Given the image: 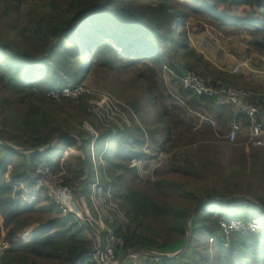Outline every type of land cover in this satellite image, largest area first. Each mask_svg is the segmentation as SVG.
I'll return each mask as SVG.
<instances>
[{
	"label": "trees",
	"instance_id": "trees-1",
	"mask_svg": "<svg viewBox=\"0 0 264 264\" xmlns=\"http://www.w3.org/2000/svg\"><path fill=\"white\" fill-rule=\"evenodd\" d=\"M5 2L8 5H21L23 0ZM157 3L159 10L155 24L146 22V19L128 22L120 20L117 12L120 6L127 8L126 0H73L68 11L60 18L54 16L43 18L38 15L41 22L50 26L48 28L50 32L35 34L43 43L41 54L37 56L0 41V61L3 55L10 60V63L0 65V81L5 83V87L10 88L13 94L20 95L19 98H14L13 104L22 109L19 114L11 101H1L2 109L8 114V118L0 119V140L28 151L48 147L57 135L65 131L57 116L52 117L47 105L67 100L57 102L52 94L67 88L69 84L73 88L78 87L79 55H85V67L89 65L92 68L96 55L103 52L105 47L110 48L108 42L115 46L114 60L123 56L130 65L137 66L141 72L143 71L141 74L146 77L149 102L156 104L158 117L162 123L169 120L171 125L166 128L169 135L176 136L175 130L180 128L181 133L188 135L201 117L220 122L221 132L224 129L230 131L231 121L236 113L233 111L235 108L228 107L231 105H219L213 99L200 97L192 91L185 90L174 75L181 77L186 71H194L202 75L210 86L224 87L225 79L215 77L211 70L212 64L206 62L203 54L197 52V47L207 49L209 56L213 55L218 63H222L213 52V49L218 47V42L226 45V50L219 48L216 52L224 53L225 59L235 57L246 60L252 57V67L261 68L264 65V14L261 13L264 0H157ZM202 23L210 26L211 30H207ZM176 24L180 25L179 34L175 30ZM191 24L194 26H190ZM188 33L193 34L197 42L191 40ZM201 35L203 38L199 42ZM219 35L225 36V39L220 37V40ZM212 36L215 39L213 41ZM161 40H170L173 51L169 49V53L164 55L155 45ZM70 46L73 48L77 46L76 61L68 57L72 51ZM175 54L182 55L180 60L176 59ZM45 55L50 60H55V65L48 66L47 69L54 72L62 71L69 77L65 83L60 82L56 75L53 76V81L46 77H39L38 80L36 71L47 60L40 59ZM179 63L184 65L180 67ZM164 66L171 67L168 68L171 73L166 74L169 77L170 89L166 88L164 78L161 76ZM226 66L228 67V64ZM224 76L230 77L229 74ZM25 94L26 96H23ZM89 100V96H84L79 102L88 107ZM249 103L264 107V96H254ZM177 113L179 117L173 123ZM26 116L40 117L43 127L34 130L33 126L26 122ZM239 121L244 127L248 126L247 117L241 116ZM260 121L264 123V110ZM92 125L95 132L84 131V135L71 129L69 125L67 130L68 133L79 134L84 143L86 158L94 150L106 159L112 186L107 181L105 191L107 192L110 187L114 189V201L129 221L128 224L116 221L112 225L116 235L123 238L126 250H147L160 254H175L181 251L187 239L189 214L200 205L194 214L195 220L192 223L188 247L182 255L161 262L151 258L142 259L140 264H264V219L263 229L259 234L246 236L235 232L229 240L220 226L222 221L230 223L237 219L246 223L256 219L257 216L254 214L260 210L255 209L252 214L238 213L241 205L244 209L252 207L253 202L250 199L223 202L222 199L236 198L237 194L233 193V188H229L230 191L219 192L207 186L204 192L208 196L216 195L221 200L213 199L201 203L198 197L201 189L200 187H197L196 191L193 189L190 184L191 175L185 171L179 173L183 175L182 177L185 176L187 181L168 184L178 189L179 193L177 197L171 199H180L188 204L190 209L176 208L170 203L159 202L154 196H150L144 187L138 188L134 184L132 170L129 165L119 161V155L104 152L106 139L111 133L117 136L115 143L119 149L122 146L126 149L128 145L126 142L122 144V141L128 143L129 139H135L134 136L130 135L128 138L129 132H122L119 128L109 133L100 130L98 123L93 122ZM206 126L208 133L211 126L210 124ZM95 133L99 135L97 139L94 138ZM177 137L179 143L194 144L191 139L187 140L181 135ZM259 142L262 141L255 144ZM62 147L67 151L81 153L80 162L74 169L70 168L64 177L67 184L74 186L87 175L89 179L90 173L87 174L82 165L84 157L80 139L64 136L59 140L57 149ZM52 150L45 153L23 154L0 144V247H8L5 254L0 256V264H93L88 257L94 250V238H91L94 234L91 227L86 222L79 225L72 217L63 216L54 202L50 201L52 205L48 210H38L40 213L53 214L56 217L53 221L41 223L40 226L32 224L25 226V223L21 222L20 216L34 209V205L25 203L23 197L31 198L34 194L43 193L40 190L36 191L37 181L34 177L36 165L46 162L53 171L59 170L63 151L51 157ZM131 154L135 157L143 155L140 151ZM88 162L87 158L86 168L89 167ZM210 180L211 184L217 183L211 176ZM30 190L32 191L29 192ZM85 192V189L77 190L80 194ZM258 201L264 206V199ZM210 239H213L212 246L208 243Z\"/></svg>",
	"mask_w": 264,
	"mask_h": 264
},
{
	"label": "rangeland",
	"instance_id": "rangeland-1",
	"mask_svg": "<svg viewBox=\"0 0 264 264\" xmlns=\"http://www.w3.org/2000/svg\"><path fill=\"white\" fill-rule=\"evenodd\" d=\"M72 1L73 0H23L21 5H8L5 0H0V41H2L4 44L6 43L15 45L18 50H22V52L26 50L30 53V55H40L43 43L40 39L36 38L35 34L44 31H47L46 33L50 32L48 29L50 26H46L45 23L41 22V19L38 18V15L42 16L43 18L46 16L60 18L68 11ZM118 4L120 5V3ZM126 4L127 8L120 6L117 12L120 20L128 22L131 20L146 19V22L150 24H155L157 22V13L159 10L157 7V0H126ZM114 8L115 7H113V9ZM201 25L205 26L207 30H211V27L207 24L202 23ZM190 26H194V24H191ZM175 30L177 34L180 33L181 29L179 24H176ZM188 36H190L191 40L195 41L193 34L188 33ZM220 37L225 39V36L219 35V39L221 40ZM202 38L203 36L201 35L199 37V42L202 40ZM213 39L214 38L212 36V41ZM228 40L230 41V39ZM218 43V47H215L213 52L216 54V56H218L219 59H221L222 63H213V55L209 56L207 51L200 49V47H197V52L203 54V59L206 62H211L215 69H217L216 66L225 67L228 68V70L232 73L231 70H233L236 67L235 65L239 62L235 63L233 60L227 62V60H230V58L225 59L224 53H216L219 48L220 50L227 49L226 45H224L222 42L219 44ZM108 44L110 48L108 49L105 47L103 52H100L98 55H96L94 61L92 62V68L89 67V65L85 67V55H79L80 59L77 57V59L80 61V76L78 86H82V88L87 91L85 95L83 94V96H80L76 100L64 97L66 96L65 91H67L69 88H73V86L69 84V87L67 86V88L62 90L63 92H54L55 96H58V98H54L57 100V102L62 100L67 101H62V103L54 105H47L52 117L57 116V118L60 120V124H62V127L65 130L64 132H68V125L71 126V129L77 130L79 134L84 135V131L95 132L92 125L93 122L98 123L100 130L107 131L109 133L115 132L117 128H119V130L122 132L128 131V138H130V135H133L135 138L129 139L128 143L127 141H122V144L126 142L128 148L126 147L125 149L123 146L120 147V149L117 148L115 143L117 136H115L114 133H111L106 139L104 152L110 153L111 155H119V161L123 164L129 165V168L132 170L131 176L134 184H136L138 188L144 187L145 191L150 196H154L159 202L170 203L176 208L187 207V210L190 209V206L180 199H171L177 197L179 193L178 189H175L173 186H169L168 184V182L177 184L180 181H187L188 179L184 178L185 176L182 177L183 175L181 176L179 173L186 171L191 175L190 184L192 185L193 189L195 191L197 187H200L201 189V192L198 194V197L201 199V203H205L208 200L210 201L213 199L216 201L221 200L216 195L208 196L204 192L207 186L209 188L213 187L219 192H224V190L230 191L228 189L233 188V193L237 194L236 198L222 199L223 202H230L234 199L246 198L250 199L253 202V205L252 207H247L246 209H244L243 205H241V209L238 211L240 215L243 214V212L252 214L255 209L264 212V206H262V204L258 201V199H264V158L262 157L263 164H261L260 160H258L256 156H253L250 159L247 157L250 161L247 159L243 161L246 153L244 150L236 151L235 147L226 145L224 138L225 133H223L224 136L219 138L215 136L217 141L213 139V142H205L204 144H200V142L196 143L195 138L189 136V134L187 135L186 133H181V128L175 130L177 134L176 136L172 137L169 135L166 129L171 125L169 120H165V122L163 121L162 123L158 117L156 104L149 102V96L147 94L146 88L147 85L145 82L146 77L141 74L143 71L141 72L137 66L135 67L130 65L128 61L124 60L123 56H120L118 59L114 60L115 46L111 44V42H108ZM155 45L161 49V52H163L164 55L169 53V49L173 51L170 40H161L156 42ZM70 48L72 51L69 53L68 57L69 59L76 61L75 52L77 46L74 48L70 46ZM118 53L121 54L120 50H118ZM3 56L4 57L0 61V65L10 63V60L5 55ZM176 57V59L180 60L182 55L177 54ZM40 59L47 60H45L36 71L38 80L39 77H46L48 80L53 81L54 75H56V77L59 78V81L62 83H65L64 81L68 80L69 77L65 76L66 74H63L62 71L54 72L53 70L50 71V69H47L48 66L55 65V60H50L47 55ZM183 62L185 63V61ZM184 63H179L180 67H182ZM227 64L228 67L226 66ZM164 67L169 69L171 68L169 66ZM220 73L223 72L220 71ZM250 74V72L241 69L239 73L234 75L239 79L241 78L240 75L246 77L245 79H249V76L252 75ZM229 75L231 76V74ZM161 76L164 78L166 88L170 89L169 77L166 76L164 72H162ZM204 80L207 82L205 78ZM160 85L163 86L162 84ZM224 87H232L239 90L244 89L242 86L237 85L235 81H227ZM60 95L61 97H59ZM23 96H26V94ZM84 96L90 97V100L88 101V107L85 104L81 105L79 102L80 98ZM19 97L20 95L13 94L12 90L10 88H6L5 83L0 81L1 120H6L8 118V114L4 113L5 110L2 109L1 101H11L13 104L14 98ZM13 106H15V104H13ZM15 110L20 114L22 109L18 106H15ZM21 116L23 117V115ZM178 117L179 113H177L173 118V123L178 119ZM19 119H21L20 116ZM201 119L208 121L206 123L212 126V118L208 119L201 117ZM41 120L42 119L38 116L33 118L27 117L26 122L33 126V129L36 130L37 128L43 127ZM218 129L219 128H217V130ZM224 131L228 130L224 129ZM180 135L182 137L185 136L184 138H187V140L191 139L194 144L190 145V143L186 142L179 143L177 136L180 137ZM98 136V133H95L94 138L97 139ZM15 147L18 149H23L19 146ZM59 151H63V159L62 161H59V170L54 171L52 177L60 178L61 180L63 179L65 181V184H63L64 189L62 190V192L64 191V198H71L73 203L79 202L77 198L72 197V192L74 193L73 188L75 185H68L64 177L70 168L74 169L80 162L81 153L77 151H67L62 147L61 149H53L51 157L57 155ZM135 151H140L141 155H143L141 157H135L131 154ZM131 155L133 156L132 158ZM87 158L89 161V167L86 168V172L87 174L90 173V177L88 179L87 175V177L85 176L86 178L84 177L85 179L83 178L80 181L81 183H77L79 184L77 190H86L85 194H77L80 196V201L84 204L83 206L87 216H84V214L80 213V210L78 209L76 210L74 217H72V219L78 222L79 225L83 224L84 221H88V219L92 217V191H94L95 195L97 196L99 191L97 186L100 185L104 191L107 186V181L110 184L112 181V178L110 177L111 175L108 173L109 167L106 164V159L104 156H101L97 151L93 150L92 154H89ZM38 164L36 165V168ZM237 164L241 165V167L237 166ZM36 173L34 176L36 177L37 181L36 191L40 190L43 193H41V195L34 194V196L31 198H27L25 196L23 197V201L25 203L28 205H34L33 211L24 213L20 216L21 222L25 223V226L28 224L40 226L41 223H45L49 220L53 221L54 218H56L51 213L47 214L45 212H39L41 209L48 210L52 205L50 201L54 203L55 201L54 197H52L50 194V191L44 189L43 184L40 181L41 179L37 178ZM210 176L212 177L213 181L217 183L211 184L212 182L210 180ZM166 179L167 182L165 183ZM52 180L54 181V179ZM85 183L86 186H84ZM109 190L112 201L115 203L114 189L110 187ZM236 190H238L239 193ZM31 191L32 190L29 192ZM105 197L108 199L107 194H105ZM199 208L200 205L196 206L189 214V219L187 221L186 241L191 237L192 223L195 220L194 214ZM260 211H257L254 214L257 216V218L253 220H257L263 225L264 213ZM62 215L65 216L63 213ZM251 221L252 220H249L245 223L237 219L232 220V222H240L242 225H246ZM127 222L129 223L128 220ZM154 225L156 226V224ZM225 225H227V222H220V226L224 231V235L226 239L229 240L231 239L232 233H235L236 231L227 230ZM95 236V234L93 237L90 235L92 239L94 238L96 240ZM163 238L165 237L163 236ZM208 243L210 244L209 246H212L213 239H210ZM187 247L188 243L183 253L186 251ZM4 254H0V256H3ZM169 255L173 256L174 254Z\"/></svg>",
	"mask_w": 264,
	"mask_h": 264
},
{
	"label": "built area",
	"instance_id": "built-area-1",
	"mask_svg": "<svg viewBox=\"0 0 264 264\" xmlns=\"http://www.w3.org/2000/svg\"><path fill=\"white\" fill-rule=\"evenodd\" d=\"M261 13L264 14V7L261 9ZM242 68H249V66L247 63L238 64L232 70V73L237 74ZM164 70L165 75L171 73L167 67ZM174 77L180 80L185 90L192 91L200 97L213 99L219 105H231L235 108L236 113L230 131L224 137L227 145L230 147L249 148L258 141H264V123L260 121L264 107L249 103L252 97H259L258 95L232 87L216 88L210 86L201 75L193 71H186L183 76L174 75ZM57 92L63 91L58 90ZM65 92L66 96L64 97L76 100L80 96H83V94L85 95L87 91L82 86H78L69 88ZM52 97L58 98L54 93ZM241 116L248 118L247 127H244L239 121ZM36 172V176L41 179L40 181L44 189L50 191V194L54 197L55 204L65 216L74 217L78 209L80 213L84 214L79 202L73 203L71 198L63 197L64 191L62 192V190L64 189L63 184H65V181L52 177L54 171L48 163L42 162L38 164ZM97 187L99 190L97 196L94 191L91 194V207L93 211L91 220L88 219L90 223L84 221L89 226L90 224L94 225L98 232L97 234L93 232L96 235V240L94 239V250L88 255L90 262L93 264H140L142 259L150 258L157 262L162 261L160 257H152L146 254L147 250L136 251L134 249H125L123 238L116 235L112 225L116 221L128 223L127 219L118 205L112 201L110 190L106 192L105 190L103 191L100 185ZM105 194L108 195V199H106ZM72 197L77 198L73 192ZM225 227H227V230L236 231L246 236L259 234L263 229V225L257 220H252L246 225L231 221ZM7 249V246H1L0 254H4ZM126 252L127 255L124 256Z\"/></svg>",
	"mask_w": 264,
	"mask_h": 264
},
{
	"label": "crops",
	"instance_id": "crops-1",
	"mask_svg": "<svg viewBox=\"0 0 264 264\" xmlns=\"http://www.w3.org/2000/svg\"><path fill=\"white\" fill-rule=\"evenodd\" d=\"M205 50H207V49H205ZM232 60L235 61V63L239 62L235 66H237L238 64H242V63H247L248 64L249 68H242V70H246V71H248V72H250L252 74V75L250 74L251 76H249V79H245L246 77H243L242 75H240L241 78L239 79L237 76H235L233 73H231L228 70V68L216 66V68L218 69L217 70V69H215L212 66L211 70L213 71V74L215 75V77L224 78L225 79V83L227 81H231V82L235 81V83L237 85L242 86L244 88V89H241V90L249 91L252 94H255V95H258V96H261V95L263 96L264 95V91H262V88L264 87V65H262V67H261L262 69L260 68L261 70L260 69H254L252 67V65H251L252 57H250L249 59L247 58L246 60H239L238 58H235V57L233 58L232 57L230 60H227V61H232ZM237 60H239V61H237ZM216 62H217V60L213 59V63H216ZM220 71L223 72V73H220ZM216 73H217V75H216ZM225 73L231 74V76L230 77H225L224 76ZM228 107L232 108V106H228ZM233 111H235V110H233ZM232 121H231V124H232ZM206 122H208V121L200 119V121L196 124L195 128L192 131H190V133H189V136H192L193 138L196 139V143L200 142V144H204L205 142L206 143L207 142H213V139H215V136L218 137V138L222 137V136H224L223 133H225V132L227 133L229 131L228 130V131L221 132V126H220L221 123L217 122L216 120H213V121H211V125L212 126H211V128L210 127L208 128L209 131L207 133L206 124H208V123H206ZM217 128H219V129L217 130ZM213 134H214V136H213ZM215 141H217V140L215 139ZM254 145L250 146L251 148L250 147L249 148H246V147H235V148H236V151L244 150V152L246 153V155L244 156L243 161H245V159L250 161L249 159L251 157L256 156V158L258 160H260L261 164H263L262 160L264 158V151H263L264 150V142L262 141V142H259L257 144H254ZM258 155H260V156H258ZM237 166L241 167V165H239V164H237Z\"/></svg>",
	"mask_w": 264,
	"mask_h": 264
},
{
	"label": "water",
	"instance_id": "water-1",
	"mask_svg": "<svg viewBox=\"0 0 264 264\" xmlns=\"http://www.w3.org/2000/svg\"><path fill=\"white\" fill-rule=\"evenodd\" d=\"M64 136H74V137L80 139V144H81V148H82V155H83V157H84L82 165H83V167H84L85 170H86L85 164H86V160H87V158H86V153H85V151H84V143H83V141L81 140L80 136L77 135V134L68 133V132L61 133V134H59V135H58V136L52 141V143H51L48 147H46V148H44V149L34 150V151H27V150H24V149H18V148H16L14 145H12V144H10V143H6V142H4V141H2V140H0V144H3L4 146H6V147H8V148H11V149L17 150V151H19L20 153H23V154H30V153H31V154H32V153H45L46 151H48V150H50V149L57 148V147H58V142H59V140H60L62 137H64ZM86 177H87V176H86ZM86 177H85V178H86ZM85 178H84V179H85ZM84 181H85V180H84ZM79 183H81V182H79ZM78 187H79V184H76V185L74 186V188H73V191H74V193L76 194V197H77V199H78V201H79V204H80V206H81V209H82L83 213L85 214V216H87V213H86V211H85V209H84V206H83L82 202L80 201V196H78V194H77V192H76L77 189H78ZM90 226H91V230H92L94 233L97 234L98 232H97L95 226L92 225V224H91ZM187 243H188V240L186 241V243H185V245H184V248H183L181 251H179V252H177L176 254H174L173 256H171V255H169V254H156V253L151 252V251H146V254H148L149 256H152V257H160L162 260H165V259H172V258H174V257H178V256H180V255L183 253V251L185 250V248H186V246H187ZM136 251H139V250H136ZM126 255H127V252L124 254V256H126ZM124 256H123V257H124Z\"/></svg>",
	"mask_w": 264,
	"mask_h": 264
}]
</instances>
